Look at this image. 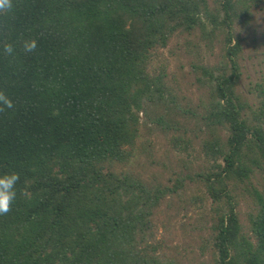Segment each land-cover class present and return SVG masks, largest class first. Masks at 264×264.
Here are the masks:
<instances>
[{
  "label": "trees",
  "instance_id": "1",
  "mask_svg": "<svg viewBox=\"0 0 264 264\" xmlns=\"http://www.w3.org/2000/svg\"><path fill=\"white\" fill-rule=\"evenodd\" d=\"M260 3L12 0L0 11V91L13 103L0 110V174L20 176L0 215V264H181L162 251L155 214L185 179L200 182L214 206L210 258L197 264H264V187L252 184L257 172L264 178V76L251 109L237 89L234 34ZM197 29L210 49L220 46L215 65L196 67L211 136L201 147L213 164L171 186L149 183L122 169L146 119L181 132L165 74L148 71L152 52ZM30 41L36 48L25 52ZM187 131L171 140L184 150ZM238 189L253 202L248 232Z\"/></svg>",
  "mask_w": 264,
  "mask_h": 264
},
{
  "label": "rangeland",
  "instance_id": "2",
  "mask_svg": "<svg viewBox=\"0 0 264 264\" xmlns=\"http://www.w3.org/2000/svg\"><path fill=\"white\" fill-rule=\"evenodd\" d=\"M216 1L207 0L210 8ZM234 34L242 45L237 89L255 110L261 102L259 86L264 76V0L253 11L248 23L235 25ZM206 45L207 41L197 29L191 34H174L165 48L152 52L148 71L165 74L164 84L173 99L171 107L181 132L156 129V124L146 119L140 130L135 156L123 170L149 183L171 186L173 179L187 174L194 176L213 164L201 147L211 136L200 120L205 114L206 96L197 84L199 73L196 67L199 64L215 65L220 46L214 43L210 49ZM175 106L179 108L174 110ZM184 126L188 129L185 137L191 141L186 150L171 141L177 135L184 136ZM252 184L257 189L264 187L260 172L253 176ZM238 193L240 222L248 232L253 202L242 190L238 189ZM213 207L204 186L196 179H185L179 194L167 196L161 202L155 223L158 225L157 238L168 258L181 264H197L210 258L208 231L214 216Z\"/></svg>",
  "mask_w": 264,
  "mask_h": 264
},
{
  "label": "clouds",
  "instance_id": "3",
  "mask_svg": "<svg viewBox=\"0 0 264 264\" xmlns=\"http://www.w3.org/2000/svg\"><path fill=\"white\" fill-rule=\"evenodd\" d=\"M11 7L12 0H0V11L10 9ZM35 48V41L26 42L24 45L25 52H32ZM4 51L12 54L14 49L12 45H5ZM12 107L13 103L11 99L3 91H0V110ZM19 180L20 176L15 171L0 174V215L8 213L14 204L17 197L16 185Z\"/></svg>",
  "mask_w": 264,
  "mask_h": 264
}]
</instances>
